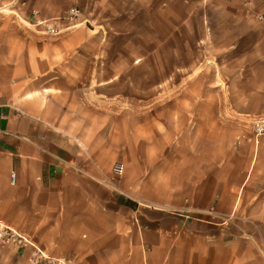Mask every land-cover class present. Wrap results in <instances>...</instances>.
Wrapping results in <instances>:
<instances>
[{
    "label": "crops",
    "instance_id": "crops-1",
    "mask_svg": "<svg viewBox=\"0 0 264 264\" xmlns=\"http://www.w3.org/2000/svg\"><path fill=\"white\" fill-rule=\"evenodd\" d=\"M1 4L10 15H0V222L71 264H264L251 223L264 221V136L255 143L252 129L235 133L230 125L203 131L207 108L226 109L222 118L230 109L264 114V22L257 19L264 0ZM72 6L81 11L76 26L56 36L23 25ZM146 58L181 60L167 68V82L183 76L187 94L196 75L203 93L165 101V164L143 161L137 137L140 118L158 135V101L142 112L143 103L126 97L137 93L132 77ZM71 60L89 66L62 67ZM211 90L221 97L206 98ZM93 108L97 119L88 114ZM91 123L103 131L94 134ZM180 140L184 159L173 164L170 146ZM118 163L124 171L114 178ZM146 171L165 175L142 179ZM29 254L0 245V264H30Z\"/></svg>",
    "mask_w": 264,
    "mask_h": 264
},
{
    "label": "rangeland",
    "instance_id": "rangeland-1",
    "mask_svg": "<svg viewBox=\"0 0 264 264\" xmlns=\"http://www.w3.org/2000/svg\"><path fill=\"white\" fill-rule=\"evenodd\" d=\"M0 9V15H10V6L6 4H1ZM13 15V14H12ZM64 15V14H63ZM19 19L17 15L13 17V19ZM58 18V17H57ZM56 19V18H55ZM20 20V19H19ZM23 25L34 35L42 36V37H53V35L45 34L43 32H40L39 29H42V26H35L32 23H23ZM159 55V54H158ZM182 61L181 60H170L166 61L164 59H142L137 60V75L135 77H132L134 80V83L137 84V93H126L127 99L133 98L137 101L143 103L141 105H144L141 108H137L139 111H150L151 109L146 107L147 103L150 101H158V106L153 108V110H156L159 113V116H161L162 123L158 124V135L156 136L155 132L150 128V125L145 123L148 118H140L139 120L143 121V124L141 126V129L137 131V137L139 143L141 144V159L145 161L147 164H165L167 158L166 154V147L165 144V136L167 134L166 132V124L165 121L168 117L167 111H171L170 107H167V104L165 101H171V100H181V99H197L199 95H203V93L199 92L198 88V76H193L190 78V87L189 92L186 94L184 93L182 89V78L181 75H176L173 77H170L169 81L167 82V77L165 75L167 68L171 66H181ZM73 66L77 67L79 71H83L86 67L89 66V64L86 61H65L62 64V67H68ZM83 78L85 80H82V83H90L86 78ZM205 81L208 83L214 82V77L212 75H207L204 77ZM212 89L214 88L211 86ZM96 98L97 96L94 95ZM220 94L214 90L208 91L206 93V98L208 99H216L220 98ZM101 98V97H100ZM169 105V104H168ZM94 110H89L88 114H90L94 119L96 116H99V113L97 111V108H93ZM226 114L225 118H222V115L220 112H227L223 109H214V108H207L205 109L206 113V121H205V129L203 130L206 135L213 134L215 132L220 131L221 126L230 125L231 129L237 133V132H248L252 129L253 126V120L255 117L259 116H249V115H239L236 112H232ZM140 117H145V114H142ZM96 134L97 132H102L103 128H101L100 124L97 123H91L89 125ZM190 131H197L198 130V123L197 121H192L190 123ZM81 128V127H79ZM182 127V123H175L174 124V131L180 132ZM104 131L105 128H104ZM110 131L112 133H117L114 128H111ZM162 137V140H160V137ZM175 137V135H174ZM183 141L174 142L173 146H170L173 148V154H169L171 158V163L173 164H181L183 162L184 156L182 153V147H183ZM147 144V145H146ZM168 162V161H167ZM115 166V165H114ZM113 166V168H114ZM113 168L111 171V174L114 178H117V176L113 173ZM174 179H177L179 173L175 171L173 173ZM163 175H165V172L161 171H146L143 173L142 179H148L152 178L155 180L160 179ZM252 227L254 229V237L253 240L256 244H258L261 248L264 247V221L261 220H255L252 221Z\"/></svg>",
    "mask_w": 264,
    "mask_h": 264
},
{
    "label": "built area",
    "instance_id": "built-area-1",
    "mask_svg": "<svg viewBox=\"0 0 264 264\" xmlns=\"http://www.w3.org/2000/svg\"><path fill=\"white\" fill-rule=\"evenodd\" d=\"M250 2L251 0H243L244 4H249ZM80 15V9L76 6H72L66 13H64V15L52 20L39 21L35 26L43 27L42 29H39L40 32L56 36L60 34L63 29L68 30L75 27ZM257 19L264 22V14L258 15ZM62 23H66L67 26L65 28L60 27ZM252 134L255 143H258V139L264 136V114L255 117L253 120ZM123 171L124 166L121 163H118L113 168V173L117 177L121 176ZM11 178L14 183V173L11 174ZM0 245L18 249L29 248L30 254L28 261L30 264H71L68 260L56 258L46 253L40 249L29 236L20 233L16 229L7 226L2 222H0Z\"/></svg>",
    "mask_w": 264,
    "mask_h": 264
}]
</instances>
